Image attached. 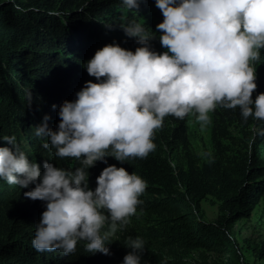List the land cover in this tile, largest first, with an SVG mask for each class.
<instances>
[{"label": "clouds", "instance_id": "obj_1", "mask_svg": "<svg viewBox=\"0 0 264 264\" xmlns=\"http://www.w3.org/2000/svg\"><path fill=\"white\" fill-rule=\"evenodd\" d=\"M123 4L139 7L138 0ZM156 6L164 16L156 27L166 51L152 48L158 33L144 24L121 25L140 46L133 51L113 42L97 49L84 64L96 81H86L76 99L59 106L55 129L47 114L35 126L36 136L47 137L44 148L51 145L56 156L76 158L81 167L70 171L45 160L42 171L15 135L2 137L7 145L0 147V178L22 189L35 184L25 197L46 202L32 240L38 252L60 250L67 256L83 240L92 254H111L105 241L136 214L146 181L110 164L92 189L89 168L107 163L109 156L121 162L146 158L166 116L183 119L194 112L207 124L222 106L239 107L245 122L264 120V92L253 98L258 84L252 63L264 49V0H156ZM125 241L129 250L119 264H141L144 240L128 236Z\"/></svg>", "mask_w": 264, "mask_h": 264}, {"label": "trees", "instance_id": "obj_2", "mask_svg": "<svg viewBox=\"0 0 264 264\" xmlns=\"http://www.w3.org/2000/svg\"><path fill=\"white\" fill-rule=\"evenodd\" d=\"M138 3V8L129 9L123 0L1 1L0 147L7 145L3 135H15L20 148L29 159L40 163L42 171L45 160L70 171L82 166L76 158L56 156L51 145L44 148L47 137L36 136L35 126L47 114L49 127L55 129L60 120L59 106L65 100L76 99L77 91L86 81H96L84 64L97 49L113 42L133 51L140 46L135 37L126 35L121 25L135 20L150 33L157 30L160 22L154 19L159 8L151 10L156 0H138ZM155 41L159 46H153L154 50H167L160 45L159 36ZM256 73L258 88L254 90V99L264 92V69L259 67ZM213 112L214 146L226 157L228 167L245 180V184L240 180L224 184L235 195L223 198L220 215L214 222L198 216L200 198L193 197L194 203H188L185 192L194 193L197 183L187 181L183 170L177 173L168 155L169 151L188 147V115L183 119L174 115L165 117L163 126L154 133L156 148L146 158L121 162L109 156L107 163L97 161L89 168L88 186L92 189L96 177L110 164L122 166L129 173L134 171L146 181L136 214L127 224L117 225L126 237L140 236L144 240L141 264H193L185 260L186 254L201 250L204 251L201 262L194 264H244L230 227L249 215L264 195V165L247 157L241 161L238 156L229 159L221 140L229 137L228 128L236 124L246 128L257 125L264 130V120L249 117L245 122L239 107L218 106ZM258 136L264 139V135ZM222 161L220 158L218 165ZM32 187L35 184L22 189L0 178V264H119L129 249L124 242L110 238L105 243L111 254H92L83 240L67 256L60 250L38 252L32 240L46 202L25 197L24 193ZM177 205L185 210L175 215H159ZM211 251L221 254L224 261L210 263L204 253Z\"/></svg>", "mask_w": 264, "mask_h": 264}, {"label": "rangeland", "instance_id": "obj_3", "mask_svg": "<svg viewBox=\"0 0 264 264\" xmlns=\"http://www.w3.org/2000/svg\"><path fill=\"white\" fill-rule=\"evenodd\" d=\"M7 2V0H0ZM154 5L151 10H154ZM164 19L163 13L158 9V14L154 20L162 22ZM161 30H154L159 36ZM156 37L151 40V46L157 45ZM161 45V44H160ZM161 52L160 49L157 50ZM261 56L257 61H253L256 68L264 69V49L260 50ZM162 53V52H161ZM211 120L207 124L197 120L196 113L188 114L187 133L188 147L174 149L169 151L168 155L173 167L177 173L179 170L185 172L187 181L194 180L197 185L193 188L194 193L185 192L189 204H193L195 198H200L198 216L206 222H214L220 215V206L223 204L225 196H234V191H228L225 183H233L235 180L244 182V178L239 179L238 175L229 168L225 162L226 157L219 154L220 149L214 146L212 141V133L215 125L214 112L210 113ZM260 128L257 125H252L246 128L245 125L236 124L234 127H229L226 136L227 139H222L221 144L224 146V152L230 158L240 157L239 161L245 157L257 160L258 164L264 165V139L259 135ZM1 137V135H0ZM1 140V138H0ZM220 158L223 159L221 164ZM262 179V177H261ZM260 179V181H261ZM263 180V179H262ZM185 191L184 189H182ZM185 208L177 205L172 207L168 212L162 211L159 215H175L183 212ZM108 228V224L105 225ZM231 234L238 242L239 251L243 256L244 264H264V195L260 198L259 203L250 211L249 215L238 219L230 227ZM110 239L117 242L124 241L126 236L120 228L109 236ZM204 251H193L186 254L185 260L195 263L201 262V254ZM208 256L210 263L224 261V257L216 252L204 253Z\"/></svg>", "mask_w": 264, "mask_h": 264}]
</instances>
